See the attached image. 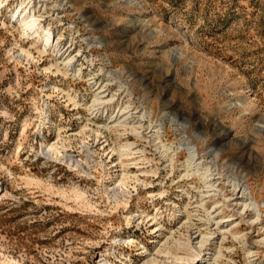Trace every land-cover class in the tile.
Segmentation results:
<instances>
[{"label": "rangeland", "instance_id": "obj_1", "mask_svg": "<svg viewBox=\"0 0 264 264\" xmlns=\"http://www.w3.org/2000/svg\"><path fill=\"white\" fill-rule=\"evenodd\" d=\"M189 147L264 203V0H0V264H169ZM224 187L205 264H264Z\"/></svg>", "mask_w": 264, "mask_h": 264}, {"label": "bare ground", "instance_id": "obj_2", "mask_svg": "<svg viewBox=\"0 0 264 264\" xmlns=\"http://www.w3.org/2000/svg\"><path fill=\"white\" fill-rule=\"evenodd\" d=\"M32 24H34L33 21H32ZM48 38H49V36H47V39ZM68 48H66V50L63 53H67L68 50H70ZM69 53H68V55H70ZM67 59H68V57H67ZM70 59H68V60L71 62ZM94 100L97 102V98L94 99ZM93 104L95 105L96 103H93ZM131 116L133 118V121L135 122L136 119H134L133 114ZM125 119H126L125 121L128 122V119L126 117H125ZM166 146H168V145H166ZM190 149H191V151H190L191 157H190V159H188V162H189L188 165H189V167L191 169L188 167L185 172L183 171V173L186 174V177L190 176V175L192 176V175L195 174L194 176H197L199 178L200 182H201L199 185L196 184V186H195L197 188V190H198V197L196 198V204H197V209L205 210V213H206L205 220H206V225L208 226L206 228H208V229L206 231L202 232L197 226H195L196 224L193 223V221L191 222V220H190V214H191L190 212L191 211L186 209L185 212L188 215L187 218H189V220H187L186 222H188V224H189V226L191 228L193 227L192 225H194V230L195 231H194V233H190L185 240H181L180 238H176V239L174 238L173 239L174 242H173V244H171V246L168 245L170 239L167 237V239H166V241L164 243V245H165L164 248L166 250L168 249L167 252L171 253V255L173 256V259L170 261L169 264H186L187 262H189L191 264H205V262L207 260H210V258L208 256H211V258H213L215 260L221 255V249H219V248H217L215 250V252H213L212 254H208L209 251L204 252V250L205 249L207 250V246L211 245L213 243L214 235L216 233V231H214L215 229L212 230V229H210L209 226L214 224L216 226L217 230H219L222 227L221 225H223L222 222H224L223 221V217H224L223 215L220 216V219L219 218L217 219V217L215 215H213V211L208 209V203H209V201L213 200V203H214L213 208L217 209V210L218 209H220V210L223 209V207H221V205H220V202L222 200H223L222 201V206L223 205H228L229 206V203H227V197H226L227 195L225 193L226 192V187H224L226 185V183L229 184L232 194L236 195L235 198H234L235 202H234V205H233V209L238 210V212L242 215L246 211V209L248 207H252V209L254 211V219H253L252 223L256 222L257 220H260L261 212H262L261 206L262 205L264 206V203L260 204V203H257V202H253L251 194H250V192L247 189L248 188L247 184H246V182L243 179L236 178L235 176H233L231 179H227L226 181H223L222 179L219 180L218 179L219 177L216 176V175L219 174V172L217 171L218 168L216 166L215 161H213V163L211 165L204 166L206 163L204 161V158H202L203 156H199V154L197 152L198 150L196 151L195 148L194 149L190 148ZM172 160H171V162H173ZM171 162H170V165H171ZM185 166H187V165H185ZM170 167H172V166H170ZM169 172H171V171L169 170ZM173 173H174V171H173ZM180 176H182V175H180ZM217 196H221V197H223V199L222 200L220 199L221 200L220 201V200L216 199ZM216 207H218V208H216ZM220 210H219V212H220ZM232 215H234V213ZM227 221H229V219ZM228 223H230V222H228ZM160 225H161V222L158 223V227ZM223 232L224 231H222V233ZM169 236L172 237L173 233H171ZM163 249H162V247H160L158 249V252H162ZM180 249L186 250L187 252L189 251L190 255H188V257L182 256V255H178V250H180ZM252 252H249V253L253 254ZM157 261H159V260H157ZM157 261H155V262H157ZM159 263L160 264H167L164 261H160Z\"/></svg>", "mask_w": 264, "mask_h": 264}]
</instances>
